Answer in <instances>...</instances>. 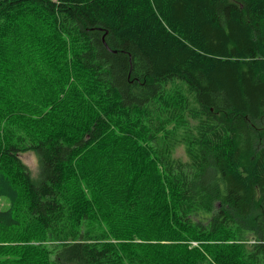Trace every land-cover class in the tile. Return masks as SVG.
Instances as JSON below:
<instances>
[{
    "label": "trees",
    "instance_id": "obj_1",
    "mask_svg": "<svg viewBox=\"0 0 264 264\" xmlns=\"http://www.w3.org/2000/svg\"><path fill=\"white\" fill-rule=\"evenodd\" d=\"M0 202V264H264V0H0Z\"/></svg>",
    "mask_w": 264,
    "mask_h": 264
},
{
    "label": "rangeland",
    "instance_id": "obj_2",
    "mask_svg": "<svg viewBox=\"0 0 264 264\" xmlns=\"http://www.w3.org/2000/svg\"><path fill=\"white\" fill-rule=\"evenodd\" d=\"M20 159L30 170L32 176L36 177L37 172H38V163H37V159L35 155L32 152H27V153L21 154ZM0 205L2 206L1 202H0Z\"/></svg>",
    "mask_w": 264,
    "mask_h": 264
}]
</instances>
